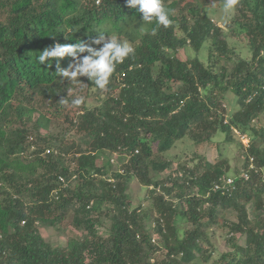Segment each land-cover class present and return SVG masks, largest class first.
Here are the masks:
<instances>
[{"label": "trees", "instance_id": "trees-1", "mask_svg": "<svg viewBox=\"0 0 264 264\" xmlns=\"http://www.w3.org/2000/svg\"><path fill=\"white\" fill-rule=\"evenodd\" d=\"M184 1L163 0L171 20L164 27L144 22L139 6L126 0H0V264H264V213L251 217L247 207L254 200L264 211V0H239L227 25L248 37L250 58L229 45L210 16V0H190L186 12ZM100 34L135 51L116 66L102 105L91 109L83 101L74 118L77 90L97 87L86 75L58 74L71 54L51 58L50 66L38 56L56 43L102 47L92 43ZM180 49L196 54L182 59ZM229 91L232 112L222 102ZM61 118L60 132L41 133ZM73 128L85 148L68 144ZM235 130L249 137L247 145ZM222 133L242 149V171L231 174L235 189H215L231 171L222 153L160 177L173 164L164 154L178 140L202 144ZM115 152L128 155L119 169ZM134 178L152 207L132 206ZM104 208L111 224L100 233ZM227 208L237 219L225 220L231 250L219 252L211 227ZM70 210L85 234L55 246L37 224L56 227Z\"/></svg>", "mask_w": 264, "mask_h": 264}, {"label": "rangeland", "instance_id": "rangeland-1", "mask_svg": "<svg viewBox=\"0 0 264 264\" xmlns=\"http://www.w3.org/2000/svg\"><path fill=\"white\" fill-rule=\"evenodd\" d=\"M190 0H185L183 2V9L184 6L189 2ZM208 7L210 11V16L213 19L214 22H216L218 25H220L224 29V37H226L229 45L236 49L237 52L242 57L250 58L252 53L249 50V43H248V37L242 34L241 32L237 31H231L228 29L227 25L232 22V19L234 18V15L236 16L237 10L236 8L234 11L226 13L224 11V4L218 2V1H209ZM186 7L183 10V12H186ZM181 15V14H180ZM195 55L196 53L193 50L190 49H180L178 51V57L185 59L187 55ZM208 54V49L204 48L200 52V56L205 59ZM233 64V63H232ZM117 91V90H116ZM77 97H83V101L87 102V108H94L96 106L102 105V99L107 98L106 90H99L98 88H91V92H88L85 90L84 92H80L77 90ZM235 95L233 92L229 91L226 93V99H223V103L226 106V109L228 112H232L237 105H235ZM39 111H42L41 108L37 107ZM35 112V110H33ZM71 117H78L79 114H81V108L79 106L72 107V109L69 111ZM39 114V112L37 113ZM36 114V116H37ZM64 118H61L58 121H53V123L50 124V128L48 130H41V133L47 134L48 132L51 133H57L60 132L61 129H63L64 126ZM255 124H257V120H254ZM66 124V123H65ZM70 144L74 140H77L79 144H82V146L85 148V142L84 138L80 136L76 132V130L73 128V130L70 132V135H68V139ZM156 148V145H154V150ZM107 156L105 158L102 156L98 159L99 164L103 165V163L106 162V158L110 157V153L106 152ZM224 154L228 160L229 164L231 166L230 174L239 173V171H242L243 167V158H242V149L238 147L237 144L232 143L228 144L225 141V135L219 134L214 138L212 142H205L202 144H195L193 140L190 137H186L184 139L178 140L175 143V146L170 149L167 153H165V157L170 160H172L173 164L171 168L167 171H164L160 174L161 178H167L171 172H175V168L179 166L186 165V167H191L194 164H196L200 159L205 158L206 160L216 161L220 154ZM72 155V154H71ZM71 159V157H70ZM127 154L123 152H115L111 155V160L114 162L113 168L119 169L121 168V165L126 163L127 161ZM72 160V159H71ZM74 164V163H73ZM187 167V168H188ZM180 168V167H179ZM181 169V168H180ZM129 195H130V201L133 207H137L141 202H145V205L147 208L152 207L153 201L151 197L148 198L146 193H149L146 189V187L142 186L140 181L137 178H134L129 185ZM249 213L251 217L256 216L257 214L264 213V211H261L260 209L256 208L254 200L250 201L247 204ZM105 208L102 210V212L99 213L100 215V222L98 224V231L100 233L106 232L108 230L111 221L110 218L105 217ZM237 219V213L231 208H227L223 211L222 215L219 217V224L215 225L213 224L211 227V230H213V237L212 240L214 244L216 245V249L219 252L231 250V246L227 242V238L229 237V229L227 227V223H224L225 220L229 221H236ZM73 210H70V212L64 217L61 223H59L56 227H45L44 225L38 223L37 226L41 232V234L45 237V239L55 246H65L68 242V240L74 236H81L85 234V231H81L73 225ZM152 225L148 226V229L151 230ZM213 228V229H212ZM238 242L240 244L245 243V236L244 235H237ZM153 242L157 243L158 246H164L163 242L158 239V235H153ZM218 251L215 252L213 257L218 256ZM208 263H202L201 261L197 262V264H210Z\"/></svg>", "mask_w": 264, "mask_h": 264}, {"label": "clouds", "instance_id": "clouds-1", "mask_svg": "<svg viewBox=\"0 0 264 264\" xmlns=\"http://www.w3.org/2000/svg\"><path fill=\"white\" fill-rule=\"evenodd\" d=\"M126 2L132 8L139 6L138 11L142 13L141 18L146 23L155 21L157 25L164 27L171 24L169 11L165 8L163 0H126ZM238 3L239 0H224V11L226 13L234 11ZM153 34H155V30H153ZM92 43L102 45V47H93L83 42L68 45L56 43L54 47L45 48L39 54L38 61L40 64L47 61L50 66L51 58H63L65 54H71L73 62L68 69L57 67L58 74L72 80H76L78 76L86 75L98 89L106 90L116 66L123 63L135 50L128 42H119L115 39L106 40L103 34L95 38ZM83 52L89 54L80 57L79 53ZM82 103L83 97H78L72 101L74 106H79Z\"/></svg>", "mask_w": 264, "mask_h": 264}, {"label": "built area", "instance_id": "built-area-1", "mask_svg": "<svg viewBox=\"0 0 264 264\" xmlns=\"http://www.w3.org/2000/svg\"><path fill=\"white\" fill-rule=\"evenodd\" d=\"M235 131L238 133V135L241 136V138H242L244 144L247 145V144L249 143V138H248L247 136H245V135H241V134L239 133V131H237V130H235ZM48 152H49V150H48ZM137 152H138V151H137ZM127 156H128V155H127ZM253 159H254V158L252 157V158H251V160H252L251 162L254 161ZM251 167H253V166H251ZM244 177H245L246 179H248V178H249L248 173H244ZM60 180H61L62 182L65 181L63 177H60ZM235 184H236V178H235V176H233V175L224 176V178H222L221 180H219V182L216 183V185H215V189H216V190L221 189V190H223L224 192H225L226 190H227V191H231L232 189H235V187H236Z\"/></svg>", "mask_w": 264, "mask_h": 264}]
</instances>
